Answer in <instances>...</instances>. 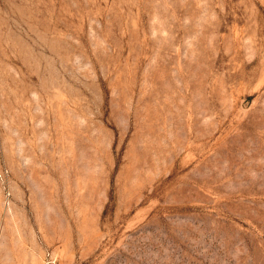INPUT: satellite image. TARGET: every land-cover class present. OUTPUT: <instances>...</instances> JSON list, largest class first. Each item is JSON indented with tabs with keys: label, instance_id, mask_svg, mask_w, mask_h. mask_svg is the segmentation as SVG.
Wrapping results in <instances>:
<instances>
[{
	"label": "rangeland",
	"instance_id": "374dc122",
	"mask_svg": "<svg viewBox=\"0 0 264 264\" xmlns=\"http://www.w3.org/2000/svg\"><path fill=\"white\" fill-rule=\"evenodd\" d=\"M0 264H264V0H0Z\"/></svg>",
	"mask_w": 264,
	"mask_h": 264
}]
</instances>
